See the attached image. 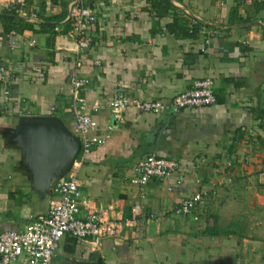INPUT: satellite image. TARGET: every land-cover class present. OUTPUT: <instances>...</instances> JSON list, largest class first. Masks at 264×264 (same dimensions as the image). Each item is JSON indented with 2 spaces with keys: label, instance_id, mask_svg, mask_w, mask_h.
Listing matches in <instances>:
<instances>
[{
  "label": "crops",
  "instance_id": "obj_1",
  "mask_svg": "<svg viewBox=\"0 0 264 264\" xmlns=\"http://www.w3.org/2000/svg\"><path fill=\"white\" fill-rule=\"evenodd\" d=\"M85 6L97 22L80 51L67 0H0V65L8 78L0 82V235L23 230L47 208L19 170L8 131L21 117H58L76 134L77 75L88 81L79 93L83 111L98 125L89 137L105 143L80 153L61 181L77 177L92 209L125 226L99 248L65 236L52 264H264V0ZM206 78L217 95L211 106L161 115L130 110L118 119L107 107L95 109L116 94L170 102ZM150 155L176 161L178 172L133 184L135 166ZM203 190L212 194L193 215L175 212Z\"/></svg>",
  "mask_w": 264,
  "mask_h": 264
},
{
  "label": "built area",
  "instance_id": "obj_2",
  "mask_svg": "<svg viewBox=\"0 0 264 264\" xmlns=\"http://www.w3.org/2000/svg\"><path fill=\"white\" fill-rule=\"evenodd\" d=\"M86 0H67L69 15L77 22L80 51L89 47V39L85 35L87 28L97 22L95 14L85 6ZM192 27L198 24L196 19ZM30 44V46H33ZM15 47V43H12ZM4 65H0V82L7 80ZM88 81L79 76L71 79L74 93L73 111L75 114V133L80 137L81 155L88 154L93 147L101 146L104 139L98 136L89 137L95 133L98 125L89 113L83 111L82 99L79 93L87 87ZM7 94V92H6ZM217 95L214 82L210 78L195 80L192 86L177 95L170 102L162 100L130 99L124 94H116L106 105L95 108H109L114 117L130 110L161 115L171 112L178 114L185 109L201 108L216 104ZM79 153V154H80ZM79 156V155H78ZM180 166L176 161L150 155L140 160L134 168L131 182L138 186H146L158 179L165 180L177 173ZM172 190V189H171ZM212 191L203 190L181 200L175 207V212L183 216L193 215L204 206ZM87 209L86 217H81L82 208ZM139 207L135 208L138 213ZM125 226L122 219H106L95 212L83 197L81 184L77 177L58 182L54 188L48 211L36 216L23 230H8L0 235V264H16L20 259L25 264H52L56 251L65 236L78 240L90 241L93 248L103 246L105 239L119 235Z\"/></svg>",
  "mask_w": 264,
  "mask_h": 264
},
{
  "label": "water",
  "instance_id": "obj_3",
  "mask_svg": "<svg viewBox=\"0 0 264 264\" xmlns=\"http://www.w3.org/2000/svg\"><path fill=\"white\" fill-rule=\"evenodd\" d=\"M7 144L20 154L19 170L46 202V213L55 186L70 173L81 152L79 137L58 117H21L8 131Z\"/></svg>",
  "mask_w": 264,
  "mask_h": 264
},
{
  "label": "trees",
  "instance_id": "obj_4",
  "mask_svg": "<svg viewBox=\"0 0 264 264\" xmlns=\"http://www.w3.org/2000/svg\"><path fill=\"white\" fill-rule=\"evenodd\" d=\"M9 17H10V16H9ZM9 20H13L12 17H10ZM174 22H175V23H174V27H177V26H178V21L176 20V21H174ZM28 27H29V28H32V26L26 25V28H28ZM7 29H10V28H7ZM182 31L184 32L183 34L186 35V36H187V35H188V36H192V35L195 34V32H194L193 29H192V30H190V29H184V30H182V29H181V30H180V33H181Z\"/></svg>",
  "mask_w": 264,
  "mask_h": 264
}]
</instances>
